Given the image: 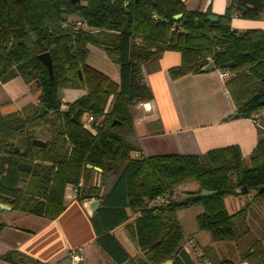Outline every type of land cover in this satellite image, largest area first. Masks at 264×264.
Returning a JSON list of instances; mask_svg holds the SVG:
<instances>
[{"label": "trees", "instance_id": "16d2710c", "mask_svg": "<svg viewBox=\"0 0 264 264\" xmlns=\"http://www.w3.org/2000/svg\"><path fill=\"white\" fill-rule=\"evenodd\" d=\"M179 13L182 17L174 19ZM210 14V8L187 10L183 0H0V83L19 77L39 90L37 105L0 114V202L53 220L65 208L66 188L81 182L76 199L102 200L90 220L97 245L116 264H194L182 248L176 211L199 202L198 230L212 241L235 242L237 262L264 264L261 238L242 246L250 233L251 205L264 204V190L257 191L264 185V135L259 134L248 163L237 145L193 155L135 157L139 147L129 138L131 107L153 99L144 64L166 50L181 55L180 64L168 69L171 79L210 72L203 67L211 61L214 70L230 73L224 87L238 117L251 119L264 110V29L238 32L231 26L234 16L264 19V0H230L215 22L205 20ZM89 45L118 64V82L87 63ZM43 53H49L52 77L38 57ZM61 89L84 93L63 103ZM39 106L46 109L42 115ZM77 108L93 118V132L71 120ZM88 164L101 169L97 186ZM191 182L197 188L184 197L215 193L185 204H178L180 198L167 206L148 205ZM250 192L243 207L226 209L225 196ZM129 212L136 217L124 230L141 252L136 258L111 233L128 221ZM0 261L38 264L17 250L0 255Z\"/></svg>", "mask_w": 264, "mask_h": 264}, {"label": "crops", "instance_id": "0c3cea01", "mask_svg": "<svg viewBox=\"0 0 264 264\" xmlns=\"http://www.w3.org/2000/svg\"><path fill=\"white\" fill-rule=\"evenodd\" d=\"M229 1L183 0L187 10L204 12L210 8L211 13L217 15L224 12ZM231 26L239 30L264 29V19L247 20L234 16ZM88 51L87 63L118 82V64L108 58L100 48L89 45ZM180 62L179 51L166 50L157 61H147L144 64V78L152 91L153 99L131 107L132 133L129 138L139 147L135 152L138 154L137 157L166 154L193 155L214 148L237 145L245 162L248 163L249 154L259 134L264 135V110L259 112L260 117L257 121L233 118L236 113L235 106L225 90L226 78L220 76L221 72L213 70L171 79L168 69L179 65ZM83 93L84 91L75 89L60 90L63 103L72 102ZM38 94L36 83L26 84L19 77L0 83V114L8 115L20 111L28 104L37 105ZM61 108H65V104ZM85 117L84 114L82 120ZM100 172L94 170L92 185H99ZM111 181L112 178L108 177L106 188L110 187ZM91 199L97 198H88L81 202L65 194V208L53 220L23 214L12 209L0 211V224L3 225L0 228V255L10 250H17L37 260L38 264H116L95 241L96 235L86 205ZM182 212V210L176 211L180 225L179 214ZM200 212L199 209L198 213ZM253 212H261L264 215V204H252L247 219ZM129 215L128 221L115 227L111 233L129 256L136 258L141 256V252L124 230V225L136 217L130 212ZM258 224L264 225V220L263 222L258 220ZM248 226L251 230L249 223ZM183 235L185 239H193L196 242L202 255L210 263L227 259L228 253L233 248L231 242L212 241L202 230L196 229L191 234L183 233ZM257 235H262L264 246V233L254 234ZM243 240L242 245H245L246 242ZM73 249H76L82 257L79 263L70 261V253ZM238 259L239 256L234 261L236 264H248L237 262ZM0 264L7 263L0 261Z\"/></svg>", "mask_w": 264, "mask_h": 264}, {"label": "rangeland", "instance_id": "374dc122", "mask_svg": "<svg viewBox=\"0 0 264 264\" xmlns=\"http://www.w3.org/2000/svg\"><path fill=\"white\" fill-rule=\"evenodd\" d=\"M235 30L238 32L243 31V30H239V29H235ZM94 176L95 175H93V177ZM182 184L186 185L185 189H183L181 187V186H183ZM182 184L176 186L174 189V192L177 193L178 199H180V198L182 199V197H184V194H185L184 192L194 191L196 189V184L193 182H191L190 184L189 183H182ZM250 195H251V192L248 194L242 193V194H238V195H227L224 197V205H225L226 209H228L229 211H231V212L236 211V210L240 209L241 207H243L245 205V203L250 200L249 199ZM236 204H237V206H235ZM199 209L202 212L201 204L199 202H194V203L188 204L184 208L177 210V211H179V210L183 211L182 214H179V218L181 221L180 223H181V226L183 229V233L185 235L191 234V233H193L194 230L198 229L196 222H195V218L199 214L198 213ZM247 217H249V215ZM258 220H260L262 222L264 220V215L261 214V212H253L252 216L247 219V222L251 226V230H250L249 236L247 238H244L243 242L249 243L252 239L262 237V235L261 236L260 235L254 236V234H256L257 232H263L264 233V225L258 224ZM204 233H206V235H209L208 232H206V231H204ZM231 244L233 245L232 246L233 248L228 253L229 256L227 257V260L235 261L236 258L239 256V253L237 250V246L235 245V242H231Z\"/></svg>", "mask_w": 264, "mask_h": 264}, {"label": "built area", "instance_id": "2783aa9c", "mask_svg": "<svg viewBox=\"0 0 264 264\" xmlns=\"http://www.w3.org/2000/svg\"><path fill=\"white\" fill-rule=\"evenodd\" d=\"M153 18H156V15H153ZM220 76L228 79L230 77V73L227 71H224L220 73ZM259 117H260L259 112L254 113L251 120L257 121ZM92 120L93 118L91 116H87L84 121L82 120V123L87 129L93 132L92 125H91ZM134 155L135 157L138 156L137 153H135ZM80 185H81V182H79V184L76 186L69 185L66 188V192H65L66 196L71 199H76ZM182 185L183 186L181 187L185 189L186 185L184 184ZM176 200H178L176 192L166 191L165 193L158 195L157 197L151 199L148 202V205L149 206H167V205L172 204ZM182 248L189 255V257L192 259L194 264H211L210 261L202 255L201 250L199 249L198 245L193 239H185ZM81 260H82V257L80 253L76 249L71 250L70 261L72 263H79Z\"/></svg>", "mask_w": 264, "mask_h": 264}, {"label": "water", "instance_id": "95a60500", "mask_svg": "<svg viewBox=\"0 0 264 264\" xmlns=\"http://www.w3.org/2000/svg\"><path fill=\"white\" fill-rule=\"evenodd\" d=\"M181 17H182L181 13L173 16V18L176 20L180 19ZM205 20L215 22L217 20V17L215 16V14H210V15L206 16ZM38 57L46 65L48 72H49L50 76L52 77V63H51L49 53H43V54L39 55ZM231 65H232V63H228V64H226V67H229ZM203 68L205 70H208V71H213L215 69V67L211 61L208 62ZM261 103H262V105H264V99L262 100ZM45 112H46V109L43 106H39L38 115H42ZM83 115H84V110L81 108H77L75 110V112L73 113L71 120L75 123L81 124ZM237 117H238V115L235 113L233 115V118H237ZM112 124H114V122ZM87 167L90 169H93L97 172L101 171L100 168L94 167L90 164H88ZM263 190H264V185L257 189L258 192H262ZM239 192H241V190H239ZM214 193H215V191L202 190L198 194L186 195L185 197H183L182 199H180L178 201V204H185V203H188V202L193 201V200H197V199L202 198V197H207V196L212 195ZM101 202H102L101 199H91V200L87 201L86 205L88 206V209H89L88 211H89L91 216L96 212V209L101 204ZM11 209H12V206L0 202V211L11 210ZM39 264H42V263H39ZM161 264H172V260H167Z\"/></svg>", "mask_w": 264, "mask_h": 264}]
</instances>
